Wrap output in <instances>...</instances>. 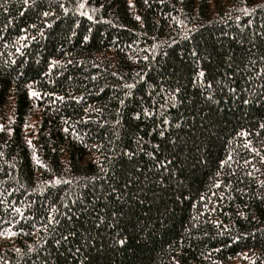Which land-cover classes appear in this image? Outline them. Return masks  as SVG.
<instances>
[{"label": "trees", "instance_id": "16d2710c", "mask_svg": "<svg viewBox=\"0 0 264 264\" xmlns=\"http://www.w3.org/2000/svg\"><path fill=\"white\" fill-rule=\"evenodd\" d=\"M0 264H264V0H0Z\"/></svg>", "mask_w": 264, "mask_h": 264}]
</instances>
